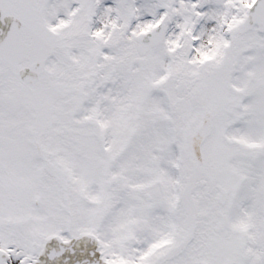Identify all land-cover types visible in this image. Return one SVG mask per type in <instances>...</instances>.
<instances>
[{"label": "snow or ice", "instance_id": "1", "mask_svg": "<svg viewBox=\"0 0 264 264\" xmlns=\"http://www.w3.org/2000/svg\"><path fill=\"white\" fill-rule=\"evenodd\" d=\"M0 264H264V0H0Z\"/></svg>", "mask_w": 264, "mask_h": 264}]
</instances>
